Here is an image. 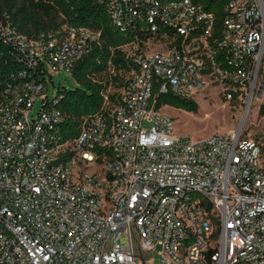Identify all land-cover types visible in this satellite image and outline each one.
<instances>
[{
  "label": "built area",
  "instance_id": "1",
  "mask_svg": "<svg viewBox=\"0 0 264 264\" xmlns=\"http://www.w3.org/2000/svg\"><path fill=\"white\" fill-rule=\"evenodd\" d=\"M98 1L116 27L152 36L122 48L123 84L74 140L63 137L50 82L72 73L100 33L29 39L0 21L30 66L46 68L42 80L0 85V264H143L141 255L151 264L156 249L162 264H264L261 146L241 131L177 136L152 102L156 89L194 100L218 87L260 108L264 0Z\"/></svg>",
  "mask_w": 264,
  "mask_h": 264
},
{
  "label": "trees",
  "instance_id": "2",
  "mask_svg": "<svg viewBox=\"0 0 264 264\" xmlns=\"http://www.w3.org/2000/svg\"><path fill=\"white\" fill-rule=\"evenodd\" d=\"M207 9L221 16L219 6L208 2ZM6 18L18 33L29 39H37L42 34L63 38L70 28L100 33V42L93 44L92 51L76 63L71 73L76 88L60 89L56 95L60 101L55 106L62 113L61 130L66 141L76 139L84 121L101 112L103 95L110 86L117 89L123 84V76L130 70L131 62L122 48L134 42L142 47L152 36L146 28L124 30L116 27L107 5L98 0H0V21ZM45 72L42 62L31 67L18 44L0 33L1 86L42 80ZM109 74L112 80L105 81L103 77ZM152 102L156 110L165 106L190 112L199 110L193 99L161 94L157 89ZM259 114L264 116V104Z\"/></svg>",
  "mask_w": 264,
  "mask_h": 264
},
{
  "label": "rangeland",
  "instance_id": "3",
  "mask_svg": "<svg viewBox=\"0 0 264 264\" xmlns=\"http://www.w3.org/2000/svg\"><path fill=\"white\" fill-rule=\"evenodd\" d=\"M152 49L161 50L162 47L158 44ZM103 79L110 81L112 75H106ZM76 86L71 73L53 72V82H50L49 94L56 96L60 89L72 90ZM194 101L199 105L198 112L169 106L162 108L163 114L173 118L177 136H187L193 141H199L214 133L241 131L242 138L252 140L261 146L264 161V116L259 114V106L253 104L251 108H248L244 102L227 101L225 94L218 87H208L202 93L197 94ZM39 106L40 101L38 100L35 109L37 110ZM120 243L128 247L130 245L128 236L122 234ZM149 260H151V264H162L158 249L149 254Z\"/></svg>",
  "mask_w": 264,
  "mask_h": 264
},
{
  "label": "water",
  "instance_id": "4",
  "mask_svg": "<svg viewBox=\"0 0 264 264\" xmlns=\"http://www.w3.org/2000/svg\"><path fill=\"white\" fill-rule=\"evenodd\" d=\"M140 259L142 260V263H143V264H146V258H145L144 256L141 255V256H140Z\"/></svg>",
  "mask_w": 264,
  "mask_h": 264
}]
</instances>
